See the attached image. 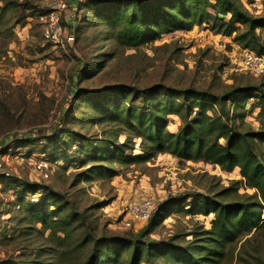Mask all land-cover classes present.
I'll return each mask as SVG.
<instances>
[{
    "label": "rangeland",
    "instance_id": "374dc122",
    "mask_svg": "<svg viewBox=\"0 0 264 264\" xmlns=\"http://www.w3.org/2000/svg\"><path fill=\"white\" fill-rule=\"evenodd\" d=\"M56 1L0 0V264L57 263V242L30 210L52 202L51 192L86 217L88 224L76 234L88 231L93 236L136 234L148 220L128 228L125 207L134 199L150 198L155 204L151 216L157 215L148 236H175L180 244L192 239L196 226L210 228L213 219V214H187L186 205L195 200L187 196H214L235 181L238 193L255 194L238 168L226 172L202 161L180 163L170 154H158L147 163L111 157V144L124 142L128 148L123 155L140 154L141 140L127 138L125 132L132 133L120 119L111 120L103 112L110 100L123 96L131 103L133 92L144 89H155L160 98L167 89L190 87L215 94L233 84L264 90V75L234 62L242 48L234 34L202 23L127 48L116 44L98 15L107 0H63L60 35L49 40L40 10ZM241 1L251 14L264 18L263 0ZM257 32L264 41V27ZM98 90L105 94L94 96ZM258 102H245L244 120L254 128L259 126ZM168 118L167 128L176 132L179 119ZM96 145L103 153L93 159L89 154ZM40 162L47 164V177L37 168ZM252 234L234 245V254L240 250L242 259L235 255L231 264H247L257 250L264 255V227Z\"/></svg>",
    "mask_w": 264,
    "mask_h": 264
},
{
    "label": "trees",
    "instance_id": "16d2710c",
    "mask_svg": "<svg viewBox=\"0 0 264 264\" xmlns=\"http://www.w3.org/2000/svg\"><path fill=\"white\" fill-rule=\"evenodd\" d=\"M106 2L98 15L110 27L119 46L136 49L162 33L189 30L195 24L207 23L211 30L234 34L233 40L242 48L264 55V41L257 32L264 27V18L251 14L241 0ZM226 15H230L228 20L224 19ZM101 91H96L94 96L105 94ZM167 91L160 98V92L155 89L139 90L133 92L131 103L122 96L106 104L104 117L120 119L132 133L124 135L141 140V153L131 157L123 155L128 142L116 146L108 143L113 147L110 156L147 163L158 154H170L180 163L202 161L226 172L238 168L245 186L254 189L255 194L238 193V181H235L233 187L223 188L214 196H187L186 199H195L186 205L187 214H213V219L210 228L196 226L190 233L192 239L180 244L175 236L167 240L148 236L156 213L139 232L129 237L93 236L88 231L76 234L79 227L88 224L86 217L72 205L61 204L60 195L51 192L55 197L52 202L31 206L30 210L32 218L49 230L50 237L57 242L56 264H231L235 255L239 261L242 259L240 250L234 254V245L264 227V90L260 86L233 84L220 94L191 87ZM175 92L176 96H172ZM250 98L259 100L257 128L244 120L245 102ZM136 100L141 102L140 106L132 104ZM96 106L101 107L98 103ZM168 115L179 119L176 132L167 128ZM102 153L96 145L89 155L96 159ZM252 236L242 243L250 241ZM82 253H86L83 259ZM247 264H264V255L257 250Z\"/></svg>",
    "mask_w": 264,
    "mask_h": 264
},
{
    "label": "built area",
    "instance_id": "2783aa9c",
    "mask_svg": "<svg viewBox=\"0 0 264 264\" xmlns=\"http://www.w3.org/2000/svg\"><path fill=\"white\" fill-rule=\"evenodd\" d=\"M258 1V0H257ZM264 1V0H263ZM66 7V3L63 0H57L51 8L48 10H40L42 15L40 16L41 21L44 24V36L49 40H58L61 32V26L59 24V13ZM46 13V14H44ZM44 14V15H43ZM234 62H238L241 68L255 72L256 74L264 75V55H261L253 50L247 48H239V54L234 55ZM37 168L43 173L44 177H47V164L40 162ZM1 169V163H0ZM37 200V198H32ZM128 219L126 220V226L129 228L136 225L135 223H145L151 217L155 204L150 198L145 199H134L127 204L125 207Z\"/></svg>",
    "mask_w": 264,
    "mask_h": 264
}]
</instances>
